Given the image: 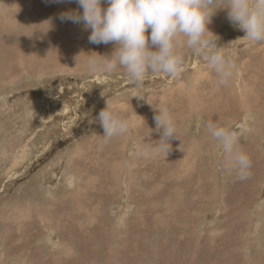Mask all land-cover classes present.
<instances>
[{
    "label": "rangeland",
    "instance_id": "rangeland-1",
    "mask_svg": "<svg viewBox=\"0 0 264 264\" xmlns=\"http://www.w3.org/2000/svg\"><path fill=\"white\" fill-rule=\"evenodd\" d=\"M70 10L83 11L0 0V264H264V42L243 41L217 9L207 28L234 64L226 84L184 48L175 80L149 73L135 86L121 69L85 70L114 45L58 18ZM106 104L129 123L107 142ZM159 106L177 138L146 155ZM208 120L236 131L246 180L221 166Z\"/></svg>",
    "mask_w": 264,
    "mask_h": 264
},
{
    "label": "clouds",
    "instance_id": "clouds-1",
    "mask_svg": "<svg viewBox=\"0 0 264 264\" xmlns=\"http://www.w3.org/2000/svg\"><path fill=\"white\" fill-rule=\"evenodd\" d=\"M75 2L82 13L70 10L58 18L62 22H83L85 29L91 30L89 43L114 45L110 56L86 55L85 70L107 76L121 69L135 86L143 85L149 73L163 74L169 82L175 80L184 71V48L201 56L218 82L226 84L234 64L226 59L225 47L217 46V40L212 39L215 35L207 28L217 9L228 10L227 19L245 33L243 41L249 45L264 42V0H104L106 7L101 6L102 0ZM154 110L155 129H150L148 136L155 131L159 139L148 143L145 154L166 156L170 141L177 138L175 123L166 106ZM96 119L104 130L105 142L126 134L129 128L127 118L107 104ZM205 127L222 149L221 166L234 171L237 179L246 180L252 161L239 147L236 131L213 120H208Z\"/></svg>",
    "mask_w": 264,
    "mask_h": 264
},
{
    "label": "bare ground",
    "instance_id": "bare-ground-1",
    "mask_svg": "<svg viewBox=\"0 0 264 264\" xmlns=\"http://www.w3.org/2000/svg\"><path fill=\"white\" fill-rule=\"evenodd\" d=\"M211 22H214V20H213L212 17H211ZM8 24H9V23H8ZM3 27H4V25H3ZM9 29H10V28H9ZM259 51H260V50H259ZM256 52H257V51H256ZM256 54H259V53H256ZM253 57H254V56H253ZM253 57H252V58H253ZM261 57H262V56H261ZM250 58H251V57H250ZM259 58H260V57H259ZM262 74H263V73H262ZM91 140H92V139H91ZM98 141H99V140H98ZM184 163H185V162H184ZM184 165H185V164H184ZM184 165H183V166H184ZM187 167H188V165H186V169H185V170L188 169ZM89 188H90V187H89Z\"/></svg>",
    "mask_w": 264,
    "mask_h": 264
}]
</instances>
